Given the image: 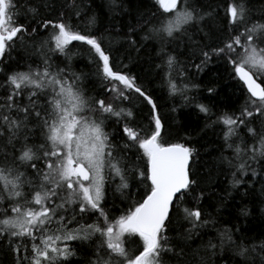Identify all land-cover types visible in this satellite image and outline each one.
Instances as JSON below:
<instances>
[{
    "label": "snow or ice",
    "instance_id": "1",
    "mask_svg": "<svg viewBox=\"0 0 264 264\" xmlns=\"http://www.w3.org/2000/svg\"><path fill=\"white\" fill-rule=\"evenodd\" d=\"M154 3L161 19L151 31L168 39L204 19L194 7L186 3L182 6V0H154ZM70 6L76 7L74 0ZM28 11L35 9L28 7ZM75 14L80 16L79 11ZM19 15L17 0H0V56L28 33L27 26L18 23ZM59 15L57 21H43L45 30L49 26L53 29L40 46L45 55L43 67L9 74L5 82L7 95L0 98V137L5 135V129L9 137L5 148L13 141L19 142L20 134L31 129L39 130L43 138L42 143L29 145V137L25 136L19 155L13 145L11 159L5 153L4 162L0 163V199L9 203V209L0 212V237H7V246L16 255L15 264H67L69 257L76 255L69 242L91 241L97 236L100 242L89 264H167L165 257L169 254L180 264L184 248L173 244L167 232L173 204L183 203L196 183L191 179L190 165L195 149L165 139L153 97L137 84L136 77L115 70L112 52L104 46L102 37L82 33L73 27L70 17L65 19L63 11ZM226 16L230 29L240 30L235 35L230 32V38L221 47L213 48L211 53L203 51L202 55L206 61L211 55L226 57L248 94L238 116L219 118L227 126L228 141L237 135L240 126H247L249 121L245 118L260 119L264 124V15L249 23L252 17L246 0L239 3L231 0ZM95 19L89 17L88 24H94ZM74 41L90 46L98 73L107 84L105 91L114 94L112 102L87 96L76 74L68 75L60 68L53 70L44 47L67 55ZM161 54L167 57L163 64L170 73L175 56L163 49ZM167 78L171 93L181 91L170 74ZM133 91L150 106L147 128L132 126L127 121L134 119L133 112L117 107L116 101L127 100L128 93ZM198 107L201 112L209 111L204 105ZM113 117L118 123L125 121L122 131L126 142L120 156L116 155L117 146L105 130L106 120ZM247 131L258 147L244 149L237 144L235 154L239 157L250 151L252 159L264 157V131L257 132L254 127H248ZM133 148L140 154L130 161L125 153ZM26 165L35 174L27 179L26 173L20 171ZM238 168L243 173L247 165L240 163ZM130 173L147 181L148 190L128 211L110 218L102 207L107 187L119 178L117 190L128 189ZM195 199L197 207L183 208L184 219L191 225L189 231L201 226L200 197ZM96 213L99 216L93 223L78 222V218ZM227 239L231 242V235ZM129 243L136 246L129 249ZM260 250L264 252V247ZM247 254L248 248L241 244L238 255Z\"/></svg>",
    "mask_w": 264,
    "mask_h": 264
},
{
    "label": "trees",
    "instance_id": "2",
    "mask_svg": "<svg viewBox=\"0 0 264 264\" xmlns=\"http://www.w3.org/2000/svg\"><path fill=\"white\" fill-rule=\"evenodd\" d=\"M230 2L182 0V6L186 3L194 7L204 19L188 27L186 32L168 39L151 31V27L161 19L154 0H74L75 8L70 6L73 0H17L18 23L26 25L28 33L0 56L2 98L8 92L5 82L9 74L29 67H43L45 55L41 53L40 46L53 31L51 26L45 30L43 21H57L63 11L65 19L70 17L74 28L103 38L104 46L112 52L115 70L136 77L137 84L153 97L164 125L165 139L185 143L195 149L190 165L191 179L196 183L183 203L173 204L170 231L167 232L173 244L184 248L185 255L180 264H264V252L260 250L264 247V157L252 159L250 151L248 155L239 157L235 154L237 144L244 149L252 145L258 147L247 128L254 127L257 132H262L264 124L260 119L245 118L249 121L247 126H240L236 136L225 140L227 126L219 118L238 116L246 105L248 94L226 57L211 55L206 61L202 55L203 51L211 53L213 48L221 47L230 38V32L235 35L240 30L237 27L233 32L229 27L226 10ZM246 2L252 17L249 23L264 15V0ZM28 7L35 11L29 12ZM77 11L80 12L79 17L75 14ZM92 16L96 18L95 23L89 25L88 19ZM33 29H36L34 33ZM89 47L74 41L67 55L49 51L47 46L43 52L53 70L65 69L68 75L79 76V85L87 96L112 102L114 94L105 91L107 84L98 73V65ZM161 49L175 56L176 63L170 73L163 64L167 57L162 56ZM169 74L181 91L170 92ZM128 96L127 100H117V107L133 112L134 119L127 121L132 126L147 128L151 118L150 106L134 91ZM198 105H204L209 111L201 112ZM124 123L123 120L118 123L114 117L106 120L105 130L117 146V156L121 155L120 149L126 142L122 131ZM25 136L29 137V145L43 142L40 131L31 129L20 134L19 142L13 141L5 148L9 139L5 129V135L0 137V163L4 162L5 153L11 159L13 145L17 150L15 154L19 155ZM125 154L130 161H135L140 153L133 148ZM240 163L247 165L243 173L238 168ZM20 171L26 173V179L35 175L30 165L21 166ZM235 180L241 183L236 184ZM128 182L130 187L122 191L117 190L119 178L115 183H109L102 207L110 218L128 211L134 202L142 200L148 190V182L131 173ZM25 191H28L27 187ZM196 197H200L198 206L203 213L201 226L189 231L191 225L184 219L183 208L197 207ZM5 209H9V203L0 199V212ZM98 216L99 213L85 215L83 219L78 218V222L91 224ZM71 226L76 227L75 224ZM228 235L232 237L231 242ZM99 242L98 236L91 241L69 242L76 255L69 257L67 264H89ZM241 244L248 248L246 257L238 255ZM7 245V237H0V264H15L16 255ZM210 245H215V248ZM135 246V243L127 245L129 249ZM165 260L167 264H177L171 254Z\"/></svg>",
    "mask_w": 264,
    "mask_h": 264
},
{
    "label": "water",
    "instance_id": "3",
    "mask_svg": "<svg viewBox=\"0 0 264 264\" xmlns=\"http://www.w3.org/2000/svg\"><path fill=\"white\" fill-rule=\"evenodd\" d=\"M242 83V82H241ZM191 161V160H190Z\"/></svg>",
    "mask_w": 264,
    "mask_h": 264
}]
</instances>
